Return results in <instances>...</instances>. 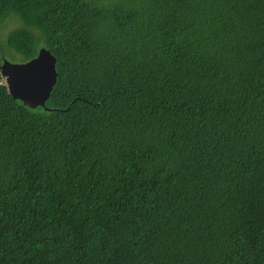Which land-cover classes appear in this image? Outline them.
Here are the masks:
<instances>
[{"label":"trees","instance_id":"trees-1","mask_svg":"<svg viewBox=\"0 0 264 264\" xmlns=\"http://www.w3.org/2000/svg\"><path fill=\"white\" fill-rule=\"evenodd\" d=\"M0 264H264V0H0ZM7 61V60H6Z\"/></svg>","mask_w":264,"mask_h":264},{"label":"water","instance_id":"water-1","mask_svg":"<svg viewBox=\"0 0 264 264\" xmlns=\"http://www.w3.org/2000/svg\"><path fill=\"white\" fill-rule=\"evenodd\" d=\"M55 63L51 51L45 48L29 61L5 62L1 73L6 79L8 94L30 108L44 106L56 83Z\"/></svg>","mask_w":264,"mask_h":264},{"label":"rangeland","instance_id":"rangeland-1","mask_svg":"<svg viewBox=\"0 0 264 264\" xmlns=\"http://www.w3.org/2000/svg\"><path fill=\"white\" fill-rule=\"evenodd\" d=\"M8 16L10 17H8L6 21L0 25V35L7 33L9 30L19 26L20 24V21L18 19L12 17V16H15L14 14H9ZM5 57H6L5 60H7V62L9 63H12V64L19 63L16 56H6L5 55Z\"/></svg>","mask_w":264,"mask_h":264},{"label":"bare ground","instance_id":"bare-ground-1","mask_svg":"<svg viewBox=\"0 0 264 264\" xmlns=\"http://www.w3.org/2000/svg\"><path fill=\"white\" fill-rule=\"evenodd\" d=\"M5 62H7V61H6V60H3L1 66H0V75H1V77L5 80V84H6L7 92H8V86H7L6 79H5V77H4V76L2 75V73H1V67L4 65ZM55 70H56V68H55ZM56 74H57V73H56ZM56 80H57V77H56ZM18 101H20V102L24 105V103H23L20 99H18ZM24 106H27V105H24ZM27 107H29V106H27ZM38 107H45V105H44V106H38ZM29 108H30V107H29ZM36 108H37V107H36ZM31 109H35V108H31Z\"/></svg>","mask_w":264,"mask_h":264}]
</instances>
